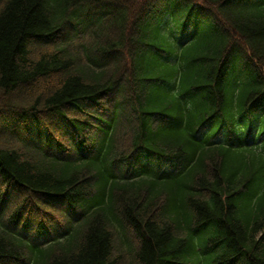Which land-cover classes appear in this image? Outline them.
Wrapping results in <instances>:
<instances>
[{"label": "trees", "instance_id": "obj_1", "mask_svg": "<svg viewBox=\"0 0 264 264\" xmlns=\"http://www.w3.org/2000/svg\"><path fill=\"white\" fill-rule=\"evenodd\" d=\"M0 264H264V0H0Z\"/></svg>", "mask_w": 264, "mask_h": 264}, {"label": "rangeland", "instance_id": "obj_2", "mask_svg": "<svg viewBox=\"0 0 264 264\" xmlns=\"http://www.w3.org/2000/svg\"><path fill=\"white\" fill-rule=\"evenodd\" d=\"M107 106H109L110 108H113L114 107L112 104H107Z\"/></svg>", "mask_w": 264, "mask_h": 264}]
</instances>
